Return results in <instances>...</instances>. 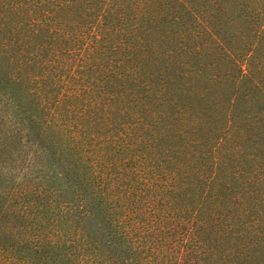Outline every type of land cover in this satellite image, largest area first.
<instances>
[{
  "label": "trees",
  "instance_id": "trees-1",
  "mask_svg": "<svg viewBox=\"0 0 264 264\" xmlns=\"http://www.w3.org/2000/svg\"><path fill=\"white\" fill-rule=\"evenodd\" d=\"M261 46L264 0H0L4 154L28 127L74 197L32 161L0 264H264Z\"/></svg>",
  "mask_w": 264,
  "mask_h": 264
},
{
  "label": "rangeland",
  "instance_id": "rangeland-1",
  "mask_svg": "<svg viewBox=\"0 0 264 264\" xmlns=\"http://www.w3.org/2000/svg\"><path fill=\"white\" fill-rule=\"evenodd\" d=\"M239 23L244 24V19L240 18L238 20H233V17L231 15L228 16L225 20L226 28L230 31H233L234 26H239V29L242 27L238 25ZM264 51V46H261V52ZM259 57V55L257 56ZM258 60L255 61V63ZM259 66H261L263 69L261 70V75L259 78V82L261 85H264V61L259 63ZM189 86H186L184 90L186 92H189L192 94V91L188 88ZM241 92H243V89H240ZM87 101L90 100L91 96H86ZM234 101H237L236 95H233ZM94 101V100H93ZM92 101V102H93ZM264 104V100L262 103L258 104V107L256 104H254V100L249 104L252 106L253 112L250 113L249 115H253L254 111L256 113L260 111L264 112V108L261 106ZM8 106H5V103H0V118L1 121L5 122L7 121V126L6 129L7 131L9 128L12 126L13 127V122L16 120V116H13L11 113L7 112ZM109 112L102 113L100 114L106 118L112 117L111 110L107 108ZM190 108L187 107V113ZM255 109V110H254ZM192 111V110H191ZM190 113V111H189ZM109 114V115H108ZM192 120L198 121V118L196 116L191 117ZM0 121V122H1ZM252 126H250L251 128ZM3 126L1 124V129H0V167L3 166V163L5 162V172L4 170H0V195L3 193H6L9 190H13L15 193L11 195L10 197H17V196H27L30 197L31 194L28 192V190L32 189V161L37 162L39 164H43V170L46 174V178L50 177H55L56 183L58 186L56 189L61 195V201L63 205H65L63 208L64 211L67 212L66 207L72 206L74 204L73 200L74 197L71 194L72 192L69 190L71 188L67 183H64V178H63V164L60 163H52V159L50 158L49 152H47L46 148H44L43 151H40L35 144H32V140L28 138L30 136V130L27 127L26 129L22 130L21 132V139L18 143L17 148H12L10 146V153L9 154H4V149L2 148L3 144V137L2 135L4 134L2 132ZM254 129V128H253ZM14 130V127H13ZM15 132V130H14ZM77 138V137H76ZM257 153V151H255ZM2 153V156H1ZM10 172V173H9ZM14 173V174H13ZM65 201V203L63 202ZM23 214V212H22ZM10 225H12V234L14 236H17V231L22 228V229H28L32 227V224H22L21 222H17L15 220L8 221ZM27 237H31L28 235Z\"/></svg>",
  "mask_w": 264,
  "mask_h": 264
}]
</instances>
